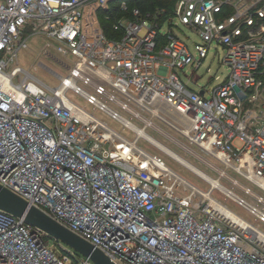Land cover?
Segmentation results:
<instances>
[{"label":"built area","instance_id":"1","mask_svg":"<svg viewBox=\"0 0 264 264\" xmlns=\"http://www.w3.org/2000/svg\"><path fill=\"white\" fill-rule=\"evenodd\" d=\"M115 1L0 0V184L119 264H264V0H177L166 17L165 7L135 5L114 22L122 34L111 37L103 15L127 10L131 0ZM175 19L200 36L196 54L174 31ZM35 36L65 69L42 63L57 85L20 63ZM215 43L226 50L229 74L213 88L195 90L179 69L200 66ZM162 103L180 116L170 119ZM154 116L224 164L212 165L218 176H202L207 190L139 144L142 137L156 144L136 128L151 134ZM47 237L0 208V264H95Z\"/></svg>","mask_w":264,"mask_h":264},{"label":"rangeland","instance_id":"2","mask_svg":"<svg viewBox=\"0 0 264 264\" xmlns=\"http://www.w3.org/2000/svg\"><path fill=\"white\" fill-rule=\"evenodd\" d=\"M119 1L120 0H117L114 3L118 4ZM131 6L132 4H130V7L127 10L113 9L116 15L114 17H111L110 19L116 20L120 19L122 16H130ZM102 19L103 21L108 20V18H106V16L104 15ZM175 21L176 19L173 22L178 23V25L176 24L173 26L174 31L179 36L186 39L191 49L196 54L197 50L195 48V41L200 40V36L192 27ZM169 27V22H166L165 26L163 27V30ZM44 44L45 43L42 37H33L30 41V47L24 49L21 52L20 63L40 79L50 83L51 85H57L58 78L56 77V75L52 73V71L42 63H45L52 69L58 71L59 73H64L65 69L58 64V61H56L58 59L56 57H49L43 53ZM225 53L226 50L224 46L215 43L210 49L208 56L205 58V60L200 66L197 67L196 65L189 64L184 69L180 68L179 73L183 80L195 90L200 91L204 86H206L207 88H213L217 84L223 82L229 74V66L223 62ZM260 98L261 99L259 102L264 105V90L261 91ZM77 99H79L82 104H85L87 108L92 110L97 116L106 120L112 127L120 130L122 133L131 138L135 137V132H133L128 127H124L123 124L118 122L116 119L112 118L103 110L99 108H94L91 104L82 100L80 97ZM120 110L127 114L125 110ZM162 112H164L172 120L180 116V114L172 107V105L167 103H162ZM146 115L152 117L150 113H146ZM135 120L139 125L144 126L143 122L138 121L137 119ZM154 121L156 123V126L153 127L149 125L147 127V131L151 133L154 137H156L159 142L168 145L174 151H176L177 153L191 161L193 164H195L198 168L204 170L205 172L213 176H218V170L212 165L214 164L219 168H224V164L220 160H218L204 147L190 143L186 135L182 131L175 128L173 125L163 121L157 116H154ZM181 126L185 127L186 125L181 124ZM156 127H162L163 130H158ZM139 144L151 152H159L164 158V160L172 168L177 170L184 178L192 181L193 183L201 187L203 190H207L209 188V182L206 181L199 173L178 161L171 154L162 151L158 144H153L144 137L140 138ZM228 171L231 175H236L235 171L232 168H229ZM222 181L230 185V180L228 178L222 179ZM214 194L219 195V198H221L223 202H227L232 209L243 214L250 220H253V216L244 207L238 205L231 199L225 198L224 194L220 193L219 191H216ZM260 227L264 230L263 222H260Z\"/></svg>","mask_w":264,"mask_h":264},{"label":"water","instance_id":"3","mask_svg":"<svg viewBox=\"0 0 264 264\" xmlns=\"http://www.w3.org/2000/svg\"><path fill=\"white\" fill-rule=\"evenodd\" d=\"M0 208L24 216L29 222L46 231L48 236L90 257L95 264H119L91 241L72 231L38 207L30 205L26 199L1 184Z\"/></svg>","mask_w":264,"mask_h":264},{"label":"trees","instance_id":"4","mask_svg":"<svg viewBox=\"0 0 264 264\" xmlns=\"http://www.w3.org/2000/svg\"><path fill=\"white\" fill-rule=\"evenodd\" d=\"M176 2L177 0H174V1L172 0H131L130 4H132L131 8L135 5H138L144 11L155 10L158 7H161V8L165 7L166 11L163 13V15L164 17H166L174 13ZM109 11H110L109 13L111 17H114L116 15L113 9H110ZM130 12H131V9H130ZM116 20L108 19V20L103 21L104 29L106 33L111 37H118L122 34V30H117L114 28V22ZM47 238L51 239L50 236H48Z\"/></svg>","mask_w":264,"mask_h":264},{"label":"bare ground","instance_id":"5","mask_svg":"<svg viewBox=\"0 0 264 264\" xmlns=\"http://www.w3.org/2000/svg\"><path fill=\"white\" fill-rule=\"evenodd\" d=\"M136 128L141 132V134H145V135L149 136L151 139H153V141H155L156 144H158L159 146L163 147L167 151V153H169L172 156H174L178 161H180L181 163L185 164L190 169L196 171L201 176H203V177H205L207 179L211 178V175L209 173H207L204 170L198 168L195 164H193L191 161H189L188 159H186L185 157H183L182 155H180L179 153H177L176 151H174L168 145H165L164 143L159 142L156 137H154L151 134L146 133V131L142 127H136ZM215 201H216L215 198H212V203L213 204H215Z\"/></svg>","mask_w":264,"mask_h":264}]
</instances>
